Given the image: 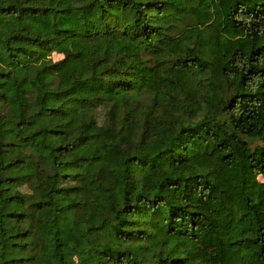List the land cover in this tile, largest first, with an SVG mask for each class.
Masks as SVG:
<instances>
[{
	"label": "trees",
	"instance_id": "1",
	"mask_svg": "<svg viewBox=\"0 0 264 264\" xmlns=\"http://www.w3.org/2000/svg\"><path fill=\"white\" fill-rule=\"evenodd\" d=\"M0 264H264V0H0Z\"/></svg>",
	"mask_w": 264,
	"mask_h": 264
},
{
	"label": "rangeland",
	"instance_id": "2",
	"mask_svg": "<svg viewBox=\"0 0 264 264\" xmlns=\"http://www.w3.org/2000/svg\"><path fill=\"white\" fill-rule=\"evenodd\" d=\"M62 55H63L62 53H55L54 58L58 59V58L62 57Z\"/></svg>",
	"mask_w": 264,
	"mask_h": 264
}]
</instances>
